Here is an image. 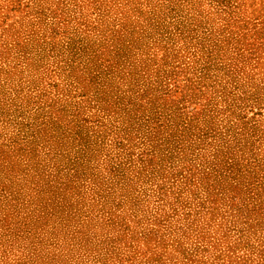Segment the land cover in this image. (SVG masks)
I'll return each instance as SVG.
<instances>
[{
    "label": "rangeland",
    "instance_id": "1",
    "mask_svg": "<svg viewBox=\"0 0 264 264\" xmlns=\"http://www.w3.org/2000/svg\"><path fill=\"white\" fill-rule=\"evenodd\" d=\"M0 264H264V0H0Z\"/></svg>",
    "mask_w": 264,
    "mask_h": 264
}]
</instances>
